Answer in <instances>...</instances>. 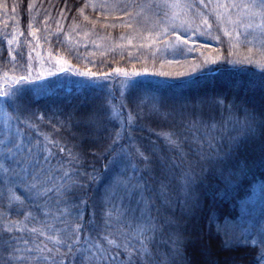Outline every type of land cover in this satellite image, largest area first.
<instances>
[{"label":"snow or ice","instance_id":"6c2138e0","mask_svg":"<svg viewBox=\"0 0 264 264\" xmlns=\"http://www.w3.org/2000/svg\"><path fill=\"white\" fill-rule=\"evenodd\" d=\"M131 6V4L121 6L124 15H127L124 9ZM152 6L159 8L157 4ZM32 7L31 3L27 5L28 10ZM199 7L207 11H211L212 7L223 9L224 13L229 9L246 10L245 23L237 24L244 32L237 31L235 36L237 39L243 36L248 44L259 43L264 51V0L246 2L230 0L227 4L214 6L206 5L203 0H199ZM15 9L16 5H13V12ZM221 16L222 13L218 11L216 19L220 20ZM47 19L45 16V20ZM239 19L240 16L237 15L236 21L232 23L236 24ZM203 22L207 24V18ZM29 28L31 29V24ZM227 35L232 36L233 33L230 31ZM213 39L220 41L219 36ZM177 41L184 42L185 37L177 34ZM12 42L9 40L8 44L11 45ZM188 43H195V34L188 39ZM8 51L11 53L10 47ZM18 56L23 60L22 50H18ZM210 59L220 61V64L211 63L210 66H206L210 64ZM54 60L56 61L52 66L54 72H61L64 68L72 70L69 62L61 56L54 57ZM226 61L235 64L229 56L206 57L203 63L194 64L188 75L181 74L183 79L177 81H188L201 74H207L214 68L218 70L226 67ZM14 62L24 75L15 77L17 87L7 93H0L2 97L0 103L17 113L18 124L25 122L20 119L21 113L35 116L37 112L42 111V114L49 116L50 121L54 120L55 124L60 126L62 132L58 134L67 135H63V146L57 142V151L49 154L47 148L33 141L31 134L21 135L22 130L19 128L15 133L6 132L5 138L0 140V162L7 164L4 169L5 182L17 187L23 186L27 192L34 193L28 199L33 201L32 206L39 210L43 206V201L40 204L34 202L39 198V186L51 182L47 173L53 169L56 173H63V164L69 163V160L76 165L75 168L69 167L68 172L62 176L67 182L66 186L62 185L63 190L69 195L61 199L60 203L68 205L65 209L68 218L60 221L63 227L57 231H63L65 234L67 243L63 247L67 250L50 255L46 258V264H243L235 252L250 246L258 247L256 252L260 257L258 264H264V206L256 213L254 208L245 205L240 219L225 218L220 221L209 214L208 230L218 238L216 246L220 252L208 259L196 260L189 254L190 245L195 242L202 249L200 254L204 255L206 233L199 230L195 237L186 234L189 233L187 225L198 215L206 194L212 191L215 196L220 191H226L246 173L247 165L241 166L239 161L240 149L245 141L254 140L259 136L261 155L264 159V107L258 109L235 91L230 94L225 92L166 97L154 89L144 88L138 79H130L127 85V103L123 99V92L121 93V110L126 112L127 104H131L138 117L154 118L175 126L176 132L188 149L185 153L183 148L174 147L172 151L178 152L181 157L177 160L172 156H161L155 142L150 140L142 145L144 151L149 153L146 156L136 147L135 138L130 133L122 138L120 129L109 130L101 113L106 110L108 102V96L102 94L106 91L110 93L113 87L106 79L110 73L115 71L125 77H135L140 71L147 73V68L132 71L116 68L109 69L107 73L85 71L82 75L91 79L80 81L81 87L85 89L83 93L68 98L48 97L42 105L37 104V107L32 108L28 105L21 106L20 98L28 88L37 96H47L48 81L41 80L40 76H49L50 73L34 69L31 64L20 63L19 60ZM260 68L261 71L256 74L264 83V64H261ZM34 71L38 74L33 75ZM87 89H93L95 94L89 95ZM4 114L9 113L5 111ZM51 126L55 131V125ZM185 126L205 129L202 135L206 138L193 145L183 136ZM209 130H215L218 134L209 135ZM124 139L129 143H124ZM66 149L65 156L63 154ZM128 149H133L135 156ZM74 151L79 158L72 157ZM186 156L193 158L189 160L185 158ZM133 158H138L140 163L134 165L131 171H128L127 167L123 169L127 180L122 176H116L100 189L98 194L89 191L100 181L101 171L116 164L126 165L127 161ZM173 182L178 184L180 191L174 197L169 196L167 200L162 201L165 212L168 213L165 215L161 213L155 201L167 195L164 186L171 188ZM117 187L123 192L121 202L126 204L125 214H130L142 222L140 231L135 234L138 239H133L127 232L121 231L118 235L123 237L122 241L120 243L112 241L115 246L111 250H102L98 256L91 252L93 245L77 249L76 246L82 243L80 233L87 235L88 232H95L102 238V231L110 227L107 223L101 225L97 222L96 212L99 211L102 216L107 215L104 207L111 203L109 197L113 196ZM259 188L264 192V182L259 184ZM57 191L59 192V189ZM97 202L100 205L98 209ZM86 208L89 209L88 220H84ZM76 220L80 223H74ZM160 237L165 239L162 240ZM16 243L19 241L11 234L0 242V264H42L39 254L34 255L28 250V255H24L13 246ZM129 243L133 245L134 250L128 246Z\"/></svg>","mask_w":264,"mask_h":264},{"label":"trees","instance_id":"16d2710c","mask_svg":"<svg viewBox=\"0 0 264 264\" xmlns=\"http://www.w3.org/2000/svg\"><path fill=\"white\" fill-rule=\"evenodd\" d=\"M29 3L33 6L31 10L27 9ZM203 3L214 6L222 4V0H203ZM123 4L132 5L124 9L127 15L121 11ZM154 4L159 5V8L153 7ZM13 5H16L15 12H13ZM100 5H108V7L101 8ZM173 5L184 6L181 16L188 15L187 20H177L176 9L179 6L173 7ZM218 11L220 9L214 7L211 11L200 8L199 0H106L104 2L101 0H0V75L8 73L11 76L7 78L4 85L7 87V92L17 87L15 77L24 75V72L14 61L27 63L24 55L26 56L31 43L35 42L43 43L44 47L67 58L75 68L79 69V72H73L68 77L57 73L46 76L55 81V78H60L62 83L61 85L52 84L45 97L35 95L30 88L26 89L19 103L21 106L28 105L35 108L37 104L42 105L48 97L68 98L77 93H83L85 89L81 87L80 81L91 79L82 75L85 71L107 73L109 69L116 68L128 71L147 68V73L140 71L135 77H125L122 73L114 71L109 74L106 79L113 87L110 93L106 91L102 94L108 96V102L101 116L109 130L120 129L122 138L130 133L135 138L136 147L144 152V155L147 156L149 153L144 151L142 145L151 140L155 142L161 156H172L180 160L178 152L172 149L178 146L183 148L185 153L188 149L176 132L175 126L154 118L138 117L131 104H127L126 112L122 111L121 93L123 92V99L127 103L128 81L138 79L144 88L154 89L166 97L225 92L230 94L235 91L258 109L264 107V83L256 74L261 71V68L250 61L245 62L243 58V56L258 54L262 49H256L255 43L248 44L244 39L239 42L234 36L226 35L227 22L224 16L220 20L216 19ZM45 16L48 17L47 20ZM205 18H207V24L203 22ZM145 20L154 22V27L149 33H145L146 30L142 28ZM169 20L175 21L176 24L182 21V26H187L184 30L173 29V31L161 32L163 24ZM209 25H211L210 31ZM16 33L19 34L18 49L16 52L11 51L10 56L8 49L12 46L8 44L7 37ZM133 33L136 37L149 36L152 40L154 39L155 44L137 49L136 39L131 44L128 42L129 39L131 41ZM177 34L184 36L185 41L178 42ZM193 34H195V43L190 44L188 39L193 37ZM216 36L220 37L219 42L213 39ZM170 42H174V46H168ZM18 50L23 51V60H20ZM216 55L236 56L230 59L234 60L235 64L226 61V67L218 70L214 68L211 72L188 81H177L183 79L181 74L188 75L194 64L203 63L206 57L213 58ZM211 63L219 65L220 61L210 59V64L206 66H210ZM87 93L95 94L93 89H87ZM113 97L116 98L113 99ZM5 111L9 114L5 115ZM16 115L17 113L11 108H6L3 103H0V140L5 138L6 132L15 133L19 128L22 130L21 135L31 134L33 141L47 148L49 154L57 151V142L63 146V135L67 133L58 134L62 132L60 126L56 125L54 120L50 121L47 114H42V111L37 112L35 116L21 113L20 119L25 122L19 124ZM51 125H55V131ZM38 129L49 134L46 140L40 136L37 137ZM204 131L203 128L185 126L183 136L195 145L206 138L202 135ZM208 134L217 135L218 133L215 130H209ZM123 142L129 143L127 139ZM128 151L133 152L135 156L133 149ZM66 154L67 149L63 155L66 156ZM72 157L79 158L75 151ZM185 158L190 160L193 157ZM239 161L241 166L247 165L246 173L226 191H220L215 196L212 191H209L202 201L198 215L187 225L189 233L186 234H191L193 237L199 230L206 233L204 238L206 248L203 250V256L200 254L202 249L197 243L193 242L190 245L189 254L196 260L208 259L220 252L216 246L218 238L208 230L209 214L220 221L225 218L240 219L245 205L254 208L256 213H259L264 206V192L259 188V184L264 182V159L261 155L259 136L244 142L240 149ZM139 163L138 158H133L128 160L126 165L116 164L101 171L100 181L89 191L98 194L99 190L116 176H122L127 180L128 177L123 173V169L127 167V170L131 171L132 167ZM6 167L7 164L0 162V242L6 240L8 234H11L19 241L13 245L14 247L24 255H28V250H31L34 255L39 254L42 264H46L47 257L55 255L57 251L67 250L63 247L67 243L65 234L63 231H57L63 227L60 221L68 218L65 211L68 205L60 203L61 199L69 195L63 190L62 185L66 186L67 182L62 179V176L68 172L69 167L75 168L76 165L69 160V163L63 164V173H56L54 169L47 173L51 182L42 183L39 186V198L34 202L40 204L43 201V206L39 210L32 206L33 201L28 199L34 193L27 192L23 186L17 187L5 182ZM174 189L179 190L176 182H173L171 188L165 185L164 192L167 195L155 201L165 215L168 213L165 212L162 201L167 200ZM116 195L117 188L113 196L109 197L111 203L104 207L107 215L102 216L99 211L96 212L97 222L101 225L107 223L110 227L102 231V238L95 232H88L87 235L80 233L82 243L76 246L77 249L93 245L91 252L98 256L101 253L100 249L111 250L115 246L111 243L112 241L117 243L122 241L123 238L118 235L120 229L115 221L114 210L118 207L114 203ZM99 207L97 202L96 208ZM88 219L89 209L86 208L84 220ZM74 223L79 224L80 221L76 220ZM160 239L163 240L165 237ZM73 243H75L74 240ZM128 246L133 248L131 243ZM257 251L258 247L250 246L236 250L235 255L239 256L243 264H258L260 257L256 255Z\"/></svg>","mask_w":264,"mask_h":264},{"label":"rangeland","instance_id":"374dc122","mask_svg":"<svg viewBox=\"0 0 264 264\" xmlns=\"http://www.w3.org/2000/svg\"><path fill=\"white\" fill-rule=\"evenodd\" d=\"M104 1H106V0H101V2H104ZM229 2H230V0H222V4H227ZM234 2H246V0H234ZM183 7L184 6H179L176 9V18H177V20H182V21L187 20L188 15L186 17H182L181 16V11L183 10ZM219 12L222 13L221 18H223V16H224V19L227 22V27H225V29H226L225 30V34L226 35H227L228 32L231 31L233 33V35L231 37L234 36L236 38L235 32H237V31L241 32V33L244 32V29L242 27H238L237 24L245 23L246 10H243V9H229L226 13H224L223 9H220ZM237 15L240 16V19H239V21L236 22V24H233L232 21H236ZM229 17H231V20H229ZM182 21L178 22L177 24L173 20H169V21L165 22L163 24V28H162L161 32H163V31L167 32L166 29H170V30L183 29L184 30V28L187 25L183 27L182 26ZM256 21L257 22L259 21V17L256 18ZM153 23L154 22H151L149 20L143 21L142 28L146 30L145 33H149L153 29V27H154ZM250 32H251V30H250ZM135 33H137V32H135ZM135 33L131 34V36H133ZM138 33H140V32L138 31ZM7 38H8V41L9 40L13 41L11 43V45H10V46H12L11 50L16 52L17 49H18L19 34L16 33V34H13L11 36H8ZM134 39H136V41H137L135 43V47L137 49H142V48L147 47L148 45L155 44V43H153L154 39L152 40L151 37L146 36V35H141V36H137V37L133 36L131 41L129 39L128 42L131 44V42H133ZM242 39H243V36H241L240 39L236 38V40L239 41V42ZM174 44H175L174 42H170L168 44V46L169 45L174 46ZM254 47L256 49L261 50V46H260L259 43H255ZM26 52H27L26 56L24 55V57L26 58L27 63L31 64L34 69H42L43 71L49 72L50 75H52L54 73L61 74L63 77H68L73 72L74 73L79 72V69L75 68L73 66V64L67 58L63 57L62 55H59V54L55 53L50 48L44 47L43 43L42 44L40 42H35L34 44L31 43L30 47L27 49ZM10 56H11V53H10ZM56 56H61L63 59L67 60L69 62V65H70L72 70H69L68 68H64V70L61 71V72H54L52 66H53V64L56 63V61L54 60V57H56ZM232 57H236V56H232L231 55L230 59H234ZM237 58H239V57H237ZM243 58H244L245 62L246 61H255L254 64H256L257 66H260L261 64H264V51L261 50L260 53H258V54H251L248 57L247 56H243ZM37 74L38 73H36L35 71L33 72V75H37ZM8 77H11V76H9L8 73H5L4 75H0V93H6L7 92V87L4 86V85H5V82L8 80L7 79ZM12 77H14V76H12ZM40 79L48 81V85H47V90L46 91H48L49 87L52 86V84L61 85V83H62V80L60 78H55L56 79V81H55L52 78H46V76H42L41 75ZM13 81H15V80H13ZM35 95H36V93H35ZM36 135H37V137L40 136L42 139L46 140L49 134L43 132L42 130L40 131L38 129V131L36 132ZM179 191H180V189L179 190H175V189L172 190L171 191V196L174 197ZM122 196H123L122 189L120 187H117V195H116V197L114 199L115 205L118 206L114 210L115 211V221L118 224L120 232L121 231L127 232L130 236H132L133 239H138V237L135 234L140 231L142 222L137 220V219H134L130 214L129 215L125 214L126 213V204L121 202V197ZM160 211L162 213V208H161ZM153 215H155V212L153 213ZM100 251H102V250L100 249Z\"/></svg>","mask_w":264,"mask_h":264}]
</instances>
